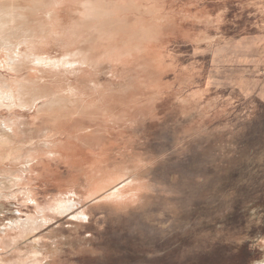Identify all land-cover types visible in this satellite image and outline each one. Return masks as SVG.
Wrapping results in <instances>:
<instances>
[{
	"label": "rangeland",
	"instance_id": "rangeland-1",
	"mask_svg": "<svg viewBox=\"0 0 264 264\" xmlns=\"http://www.w3.org/2000/svg\"><path fill=\"white\" fill-rule=\"evenodd\" d=\"M11 4L22 14L15 24L17 35L29 38L24 47L31 49L25 50L27 59L34 62L35 57L28 55L44 45L45 53L36 54L80 62L74 65L92 72L86 74L87 82L78 93L65 82L46 81L42 87L18 80L30 95L38 96L39 90L47 95L38 110L17 107L32 109L30 119H48L40 128L43 133H33L34 140L47 141L40 134L50 132L54 116L62 115L73 122L70 133L62 137L74 133L79 158L131 154L144 159L152 183L185 185L182 197L175 196L180 203L174 201L183 215L180 219L168 212L160 215L158 204L166 192L158 191L124 224L97 211H90L84 222L72 220L93 205L89 199L40 227L13 234V225L42 214L52 185L44 180L32 183L40 205L26 200L27 184L3 186L0 241L5 242L0 246V264H25L26 255L34 256L35 248L42 259L33 264H255L261 260L264 0H17ZM57 11L64 16L56 19ZM15 66L0 71L17 79L25 69L19 72ZM1 111L13 112L7 107ZM75 118L83 123L77 124ZM204 132H209L207 137L199 136ZM40 242L44 250L39 251Z\"/></svg>",
	"mask_w": 264,
	"mask_h": 264
},
{
	"label": "bare ground",
	"instance_id": "bare-ground-1",
	"mask_svg": "<svg viewBox=\"0 0 264 264\" xmlns=\"http://www.w3.org/2000/svg\"><path fill=\"white\" fill-rule=\"evenodd\" d=\"M0 1H2L0 2V6L2 7L0 8V68L12 70L16 64H21L20 67L15 66L17 71L20 72L25 69L24 75H16L17 79H15L14 76L8 78L7 73L0 71V136L2 137L0 146L3 147V153L0 155V188L4 186L5 189H8L13 185L27 184L28 188L25 192L26 200H32L35 204L40 205V201L37 197L38 192L31 188L32 183L39 180L42 182L41 180H44L52 185L50 191L51 197L46 201L47 204L43 205L41 208L42 214L37 217L38 219L33 218L25 222H20L18 225H13L11 233H21L32 227H40L56 215L70 211L74 205L82 204L89 199L94 201L93 205L90 208L87 207L83 209L75 216H85L90 211L93 213L97 211L105 213L104 218L107 217L113 222L124 224L127 220H133L137 216L135 210L143 208L142 204L149 203V200H152L151 194L158 191L166 192L165 195L160 197V199L162 198V202L158 204L159 209H161L159 210L160 215L164 216L168 212L173 214V219L182 218L183 215L181 211L176 210L177 207L175 205L176 203L179 204L180 201H177L175 196L182 197V189L185 185L184 182L175 181L168 186H164L160 182L152 183V179L149 178L145 172L147 171V166L144 164V159L141 161L131 154H124L112 158H110L111 155H108L106 157L91 160H89V158L85 160L84 157L79 158L75 149L77 144L74 143V138L76 137L74 133L62 137V135L70 133L68 128L73 123L66 120L62 115L54 116L53 126L51 127L53 129L50 130V132L46 131L45 134H40V137L46 138L47 141L34 140L35 136L33 133H43L40 128L48 119L39 116H35L37 120H34V117V119H30V110H38L39 106H41V102L39 101L47 97V95H45V93L43 94L44 91L42 90L38 91V96L30 95L27 87L18 80L23 79L26 81L27 79L29 83L42 87H45L47 82L49 83L50 81L52 83L56 82L57 84L65 82L73 93H78L82 90V83L87 82L85 80L86 74H91L92 72L88 68H82V66L77 67L76 65H81L80 62L65 63V59L60 57L50 56V54H36L45 53L44 45L35 47L34 50H32L35 54L28 55L35 57L33 60L34 62H32L29 57L27 59L25 55L28 52L26 51H30L31 49H26L24 47L29 43V38L25 35H17V30L19 29L15 24L22 18V14L20 8L11 4L17 0ZM53 15L56 19L57 16L58 18L64 16L63 13H59V11H57L56 14L53 13ZM43 22L46 23L45 19H43ZM34 36L31 37L33 38ZM15 39H17V42H15ZM7 65L10 67H7ZM54 72H56V74H54ZM112 72L117 74V72ZM68 97L69 96H67V98ZM4 107L13 110V112L9 114L2 112L1 110ZM17 107H29L32 109L24 111L17 109ZM209 108H211V106ZM213 108L215 109V107ZM212 110L209 109V111ZM78 121L79 120L76 119V123ZM80 121L78 123H83L82 120ZM190 126L191 125H189V127ZM188 130H190V134L193 131L191 127ZM207 133L209 132H204L199 134V136L207 137ZM193 138H195V136ZM197 142L199 141L197 140ZM192 146L196 145L193 144ZM261 157L263 158L264 156ZM4 160L7 162H3ZM5 163H8L7 166L9 167H3L2 164ZM22 188L25 187L23 186ZM15 189H17V186ZM174 201L177 202L175 203ZM186 201L187 200L183 197V206ZM0 205L3 206L4 204ZM161 221H163V219ZM85 223L82 224L86 225L88 222ZM92 227L95 228V226ZM4 242L5 241H0L1 247ZM34 244L38 245V239H36ZM60 244L61 243H59V245ZM41 245L40 242L39 251L43 248ZM263 245L264 243H262V246ZM35 250L33 251L34 256H32L34 258L30 255H26L27 260H25V264H33L41 261L42 258L36 255L38 250ZM48 253L50 252L48 251ZM38 254H42L41 251ZM57 258L60 257L57 256ZM255 264H264V257Z\"/></svg>",
	"mask_w": 264,
	"mask_h": 264
},
{
	"label": "snow or ice",
	"instance_id": "snow-or-ice-1",
	"mask_svg": "<svg viewBox=\"0 0 264 264\" xmlns=\"http://www.w3.org/2000/svg\"><path fill=\"white\" fill-rule=\"evenodd\" d=\"M72 220H74V221H85L86 220V215L83 216V217L73 216Z\"/></svg>",
	"mask_w": 264,
	"mask_h": 264
}]
</instances>
